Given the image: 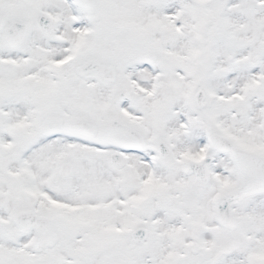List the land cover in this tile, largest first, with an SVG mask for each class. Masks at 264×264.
I'll return each instance as SVG.
<instances>
[{"label": "snow or ice", "instance_id": "snow-or-ice-1", "mask_svg": "<svg viewBox=\"0 0 264 264\" xmlns=\"http://www.w3.org/2000/svg\"><path fill=\"white\" fill-rule=\"evenodd\" d=\"M0 264H264V0H0Z\"/></svg>", "mask_w": 264, "mask_h": 264}]
</instances>
